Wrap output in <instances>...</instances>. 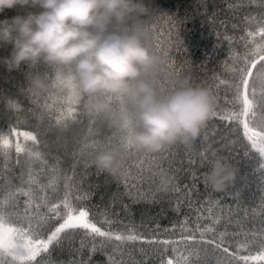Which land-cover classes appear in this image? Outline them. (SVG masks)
I'll return each instance as SVG.
<instances>
[{
    "label": "trees",
    "instance_id": "1",
    "mask_svg": "<svg viewBox=\"0 0 264 264\" xmlns=\"http://www.w3.org/2000/svg\"><path fill=\"white\" fill-rule=\"evenodd\" d=\"M146 3L162 14L152 24L154 42L169 57L170 68L194 84L210 88L215 98V111L223 113L230 105L225 104L223 86L216 87L217 77H227L231 52L245 50L240 37L247 31H255L264 19V0H146ZM37 10L19 6L5 9L0 13V20ZM225 37H233L231 43ZM10 51L11 46L2 48L0 56H6ZM31 71L22 66L19 71L9 73L0 65V134L7 136L13 144L7 160L0 151V169H4L5 176L14 184L20 183L22 171V164H18L17 159L24 160V153L17 154L14 145L19 142L22 146H31L32 141L17 135L28 132L37 136L35 147L49 165L56 164L61 194L65 177H71L73 195L88 197L83 204L93 219L100 221L106 213L108 218L119 222L115 229L121 232L135 230L148 239L178 242L181 239L178 222L186 216L194 220L196 210L204 208L215 212L221 229L227 226L229 231L246 232L249 236L253 233L259 236L264 229V181L259 172L252 175L258 165L245 158L244 152L252 153L257 160L259 156L250 145L247 149L241 146L248 143L242 138V128L239 132L241 140L237 142V135L230 131L231 126L226 121L211 118L196 142L201 144L202 152L207 144H211L238 169L235 182L224 191H213L206 184L208 161L200 166L199 157L183 145L172 146L157 154L130 150L121 156L119 174L112 175L96 167L95 151L85 150L81 154L80 149L85 143L113 136L116 134L113 127L106 121L83 114L78 104L70 102L63 85L54 82L48 93L39 97L33 95L28 83ZM37 71H48L54 81L50 70L42 66ZM70 107L75 110L74 119L67 116ZM62 114L67 127L57 124V117ZM191 160L196 162L190 163ZM35 167L46 183L52 174L47 168L41 171L39 164ZM193 171L199 177L196 181L198 190L192 188L194 181L190 173ZM236 189L242 193L240 208L226 195ZM178 202L181 205L179 212L175 211ZM202 214L209 215L203 211ZM173 225L177 227L173 229ZM165 229L169 231L165 232ZM117 243L113 240L105 251L95 254H91L89 245L80 256L70 253L67 246L57 247L52 259L57 264L60 261L67 264L70 259H87L91 255V264H107L108 255ZM79 244L80 237H77L74 246L79 247ZM153 247L141 240L127 242L121 248L124 264H159ZM171 255L169 249L168 256Z\"/></svg>",
    "mask_w": 264,
    "mask_h": 264
},
{
    "label": "clouds",
    "instance_id": "2",
    "mask_svg": "<svg viewBox=\"0 0 264 264\" xmlns=\"http://www.w3.org/2000/svg\"><path fill=\"white\" fill-rule=\"evenodd\" d=\"M38 9L0 20V65L7 72L31 69L30 91L48 93L55 82L83 114L106 121L137 153L157 154L175 145L191 147L215 110L210 88L170 68L154 42L157 13L146 0H0L5 9ZM44 67L49 72L37 71ZM119 144L95 151L94 164L119 174ZM206 184L226 190L238 169L207 144ZM20 245L24 241H18Z\"/></svg>",
    "mask_w": 264,
    "mask_h": 264
},
{
    "label": "snow or ice",
    "instance_id": "3",
    "mask_svg": "<svg viewBox=\"0 0 264 264\" xmlns=\"http://www.w3.org/2000/svg\"><path fill=\"white\" fill-rule=\"evenodd\" d=\"M232 39L225 37L230 43ZM240 40L245 50L232 51L230 64L227 65V77H217L216 87L219 89L223 86L225 104L230 107H226L221 114L214 110L211 118L218 117L226 121L231 126L230 131L237 135V142L241 140L239 132L242 128V138L248 143L241 146L247 149L250 145L254 153H258L259 159L248 151L244 152V156L258 165L252 175L259 172L260 179L264 181V19L255 31H247ZM70 102L75 104L71 99ZM10 106L16 107L15 104ZM74 112L70 107L67 116L74 119ZM57 124L67 127L63 114L57 117ZM17 135H23L26 141L33 143L31 146H22L19 142L14 145L17 154L24 153L23 161L17 159V163L22 164L19 184H14L11 178L5 176L4 169H0V264H57L52 259L57 247L63 249L67 246L70 253L80 256L89 245L91 254L105 251L113 240L118 243L108 255L107 264H124L122 246L137 240L154 246L153 252L157 254L159 264H264V229L259 236L255 233L249 236L246 232L229 231L227 226L221 229L215 212L208 208L197 209L194 220L186 216L182 222H178L181 232L178 242L148 239L135 230L121 232L115 229L119 222L108 218L106 213L102 220H94L90 210L83 204V200L88 197L73 195L71 177H65L61 194L58 168L56 164L49 165L35 147L37 136L28 132ZM117 144L123 149L122 156L131 150L122 138L114 134L102 140H93L91 144L85 143L80 151L83 154L85 150L96 151ZM12 147V141L0 134V151H3L6 160L8 150ZM200 149L201 144L195 143L189 151L199 157L200 166H203L208 159ZM195 162L190 161L193 164ZM37 164L41 165V171L47 168L52 174L46 183L36 170ZM190 176L194 181L192 188L198 190L199 184L196 181L199 177L195 171ZM226 195L240 208V189ZM188 206L192 207L191 201ZM180 210L178 202L175 211ZM202 211L209 215H203ZM172 227L175 229L177 225ZM77 237H80L79 247L74 246ZM20 240L24 241L22 245L18 243ZM169 249L171 256H168ZM58 264L65 262L60 261ZM67 264H91V255L87 259H70Z\"/></svg>",
    "mask_w": 264,
    "mask_h": 264
}]
</instances>
